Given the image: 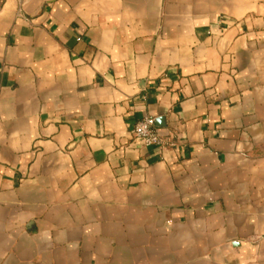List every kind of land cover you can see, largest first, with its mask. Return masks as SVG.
<instances>
[{
    "label": "crops",
    "instance_id": "0c3cea01",
    "mask_svg": "<svg viewBox=\"0 0 264 264\" xmlns=\"http://www.w3.org/2000/svg\"><path fill=\"white\" fill-rule=\"evenodd\" d=\"M0 264H264V0H6Z\"/></svg>",
    "mask_w": 264,
    "mask_h": 264
},
{
    "label": "built area",
    "instance_id": "2783aa9c",
    "mask_svg": "<svg viewBox=\"0 0 264 264\" xmlns=\"http://www.w3.org/2000/svg\"><path fill=\"white\" fill-rule=\"evenodd\" d=\"M5 2L6 0H0V10ZM131 137L133 142L144 146H156L162 149L173 146L170 138L161 133L156 125L155 117H145L136 121L131 131Z\"/></svg>",
    "mask_w": 264,
    "mask_h": 264
}]
</instances>
